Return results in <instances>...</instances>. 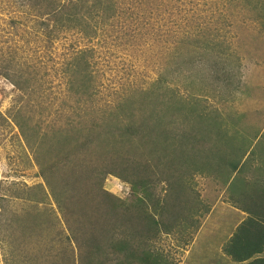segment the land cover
Segmentation results:
<instances>
[{"label":"trees","instance_id":"1","mask_svg":"<svg viewBox=\"0 0 264 264\" xmlns=\"http://www.w3.org/2000/svg\"><path fill=\"white\" fill-rule=\"evenodd\" d=\"M16 1L31 10L47 43L71 31L82 32L88 40L95 38L113 18L117 2ZM258 10L264 11V6ZM186 32L187 53H181L185 43L172 46L169 59L173 66L165 71L163 85L117 95V106L100 120L89 121L87 108H81L91 97L92 85L89 72H79L74 79L66 74L73 102L65 106L66 100L62 101L68 108V126L61 128L57 116L55 121L48 114L38 119L45 124H35L31 134H27L31 117L22 122L26 127L19 123L43 185L37 186L41 192L25 196L29 202L25 215L9 219V227L21 232L6 241L8 264H173L154 243L160 233L192 228L186 235L191 239L195 234L200 225L196 215L202 208L192 199L190 184L194 174L205 172L222 176L223 186L230 191L228 199L242 203L241 209L250 215L223 252L234 262L264 264L263 258L253 259L264 250V183L257 194L258 186L247 188L249 181L239 177L248 161L244 156L252 153L259 140H249L243 155L236 158L229 129L221 132L219 118L205 99L218 93L231 98L238 90L229 70L230 55L223 48L220 52L221 43L212 30L206 32L204 41L192 40L191 29ZM78 57L86 65L83 56ZM174 81L178 82L176 88L166 86ZM262 161L253 160L260 181L264 177ZM108 176L129 185L124 197L104 188ZM247 189L254 192L256 202L253 198L246 202ZM49 198L67 231L55 243L42 231L50 221L39 205Z\"/></svg>","mask_w":264,"mask_h":264},{"label":"rangeland","instance_id":"2","mask_svg":"<svg viewBox=\"0 0 264 264\" xmlns=\"http://www.w3.org/2000/svg\"><path fill=\"white\" fill-rule=\"evenodd\" d=\"M115 5L113 18L103 24L95 38L88 40L82 32L71 31L47 43L31 10L20 7L16 0H0V264L9 262L6 241L21 232L9 227V219L15 214L21 219L29 207L25 196L41 192L37 186L43 185L19 123L24 128L22 122L31 117L27 125V134H31L35 124H45L38 119L48 114L52 120L57 116L61 128L68 126V108L62 104L63 98L65 106L73 104L67 73L73 79L79 72L91 75L92 94L81 108L86 107L87 113L89 109L85 113L89 121H98L117 106V95L163 85L165 71L173 66L169 59L172 46L189 41L187 29L192 30V40L203 41L206 32L212 30L221 43L220 52L223 48L230 55L229 70L239 88L231 98L218 93L205 99L219 118L221 132L229 129L236 158L243 155L249 140H259V145L248 153L244 170L264 156V11L258 10L264 0H117ZM187 45L181 50L184 55ZM81 55L86 65L78 57ZM76 57L77 61H73ZM177 83L166 86L176 88ZM20 86L25 89L20 90ZM239 174L244 177L245 171ZM222 181V176L194 174L191 196L202 208L196 215L197 224L215 202L229 203L230 191ZM104 188L124 197L129 185L108 176ZM39 207L50 221L42 231L55 243L67 232L61 216L50 198ZM191 230L160 233L154 247L170 262L179 264L180 258L186 256L185 245L190 239L186 233Z\"/></svg>","mask_w":264,"mask_h":264},{"label":"crops","instance_id":"3","mask_svg":"<svg viewBox=\"0 0 264 264\" xmlns=\"http://www.w3.org/2000/svg\"><path fill=\"white\" fill-rule=\"evenodd\" d=\"M246 156H244V160L249 157L248 154ZM260 160H263L262 170L264 171V156ZM256 165L255 163L252 164L249 166L250 169L243 170V172L245 171V181L250 183L247 188L249 186H258V194L261 192L264 177L260 181L259 176L256 174ZM244 198L246 202L250 198L255 201L254 192L247 189L244 193ZM230 199L232 198L230 197ZM230 199L229 203L225 204V202L217 201L210 207L207 215L200 221V225L198 224L193 238L185 245L186 256L183 255V258H180L179 264H246V262L238 263L232 261L223 252L224 246L232 235L236 233L237 228L250 216L249 213L241 209L244 207L242 203H234ZM239 199L242 200L243 197ZM263 257L264 250L259 255H255L253 259Z\"/></svg>","mask_w":264,"mask_h":264},{"label":"clouds","instance_id":"4","mask_svg":"<svg viewBox=\"0 0 264 264\" xmlns=\"http://www.w3.org/2000/svg\"><path fill=\"white\" fill-rule=\"evenodd\" d=\"M127 193H128V188H127ZM127 193H125V195H126ZM125 195H123V196H125Z\"/></svg>","mask_w":264,"mask_h":264}]
</instances>
